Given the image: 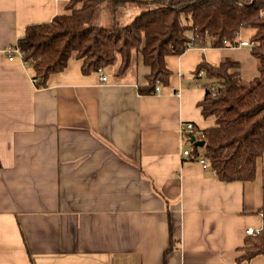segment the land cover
I'll return each instance as SVG.
<instances>
[{
  "label": "crops",
  "instance_id": "crops-1",
  "mask_svg": "<svg viewBox=\"0 0 264 264\" xmlns=\"http://www.w3.org/2000/svg\"><path fill=\"white\" fill-rule=\"evenodd\" d=\"M62 1L0 0V264H264L238 259L246 230L264 232V155L253 180L221 181L181 154L182 123L212 125L197 64L229 58L247 83L258 75L250 47L166 55L168 80L152 94L138 90L150 71L139 54L122 76L104 67L106 82L70 58L38 88L5 48Z\"/></svg>",
  "mask_w": 264,
  "mask_h": 264
},
{
  "label": "trees",
  "instance_id": "trees-1",
  "mask_svg": "<svg viewBox=\"0 0 264 264\" xmlns=\"http://www.w3.org/2000/svg\"><path fill=\"white\" fill-rule=\"evenodd\" d=\"M106 5L109 21L99 24ZM243 28L254 29L249 47L257 60L256 77L244 83L238 63L229 58L215 67L202 60L194 72L211 80L198 102L203 117L212 121L202 130L206 167L221 181H250L264 155V0H63L50 20L28 24L15 45L38 88L70 58L81 61L83 74L117 64L115 73L122 76L139 54L150 71L138 90L152 94L156 79L168 80L166 55L190 46L236 45ZM241 249L239 260L264 255V232L247 234Z\"/></svg>",
  "mask_w": 264,
  "mask_h": 264
},
{
  "label": "built area",
  "instance_id": "built-area-1",
  "mask_svg": "<svg viewBox=\"0 0 264 264\" xmlns=\"http://www.w3.org/2000/svg\"><path fill=\"white\" fill-rule=\"evenodd\" d=\"M236 45H248L250 46L251 43L247 40H238V43ZM236 45H231V46H236ZM5 52L7 55L8 60H13L14 57H18L20 60H22V55L21 52L19 51L18 47L15 44H10L5 48ZM99 74V80L100 82H106L107 80V75L104 71V68H98V70L96 71ZM198 74H202V71H199ZM160 84L161 82L159 81V79H156L155 81V93H157L160 90ZM212 88V87H211ZM180 132L183 136H185V133H193L194 135V140H202L203 137V132L202 130L196 129V126L194 125V123L192 122H184L181 124L180 126ZM195 135H198V138H196ZM185 139V138H184ZM187 141H189V136L188 139H185ZM190 142V141H189ZM191 147L189 149H182V156L186 159V160H195L197 162H199L203 167H206L207 161H206V157L204 155V152L202 150V146H198V150L197 151H193V143L190 142ZM247 234H255L258 232V230H254L253 228H248L246 230Z\"/></svg>",
  "mask_w": 264,
  "mask_h": 264
},
{
  "label": "rangeland",
  "instance_id": "rangeland-1",
  "mask_svg": "<svg viewBox=\"0 0 264 264\" xmlns=\"http://www.w3.org/2000/svg\"><path fill=\"white\" fill-rule=\"evenodd\" d=\"M107 7H108V5L104 6L102 8V10L100 11V14L97 18V21L99 24H104V23H107L109 21V13H108ZM128 19H129V16L126 18V20H128Z\"/></svg>",
  "mask_w": 264,
  "mask_h": 264
},
{
  "label": "water",
  "instance_id": "water-1",
  "mask_svg": "<svg viewBox=\"0 0 264 264\" xmlns=\"http://www.w3.org/2000/svg\"><path fill=\"white\" fill-rule=\"evenodd\" d=\"M171 0H168V4H170ZM189 141L192 142L196 146H203L204 140H194V135H189Z\"/></svg>",
  "mask_w": 264,
  "mask_h": 264
}]
</instances>
